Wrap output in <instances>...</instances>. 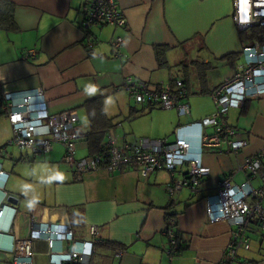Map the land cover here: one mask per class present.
I'll use <instances>...</instances> for the list:
<instances>
[{"label": "crops", "instance_id": "0c3cea01", "mask_svg": "<svg viewBox=\"0 0 264 264\" xmlns=\"http://www.w3.org/2000/svg\"><path fill=\"white\" fill-rule=\"evenodd\" d=\"M11 1L16 27L0 28V106L5 94L19 98L39 87L42 94L32 100L45 103L49 112L74 109L76 145L86 150L76 151L78 158L87 157L85 105L92 99H101L113 124L104 142L108 133L129 143L139 137L173 141L177 135L196 151L197 134L212 130L198 124L215 110L210 91L233 73L242 59V47L253 41L252 36L250 41L242 37L232 19L233 0H117L126 27L101 24L86 31L79 25L84 15L81 0ZM117 34L124 41L115 57L110 40ZM88 35L94 38L91 48L85 45ZM157 46L166 47L167 66L159 65ZM28 50L34 52L26 57ZM233 54L235 58L226 57ZM126 77L152 88L181 79L188 90L184 102L189 114L136 103L124 87ZM242 104L231 107L225 116L246 145L234 152L225 146L203 149L201 160L209 173L196 193L182 188L169 194L166 184L171 176L165 170H156L147 179L133 169L110 173L101 168L78 174L73 166L63 164L64 150L58 143L42 159L32 160L42 163L37 172L6 170L1 162L6 174L0 175V204L7 205L0 218V260L11 264V235L28 237V221L33 217L41 224L70 226L79 241L98 240L89 264H222L233 227L226 220L210 222L205 198L215 194L223 177L243 182L245 172L239 164L258 153L261 166L251 183L264 185V96ZM8 157L14 158L11 153ZM185 170V164L177 166L174 176ZM10 195L16 203L8 201ZM258 224L256 220L248 224V247L235 249L234 264H264V230ZM92 225L97 227L95 236ZM169 229L180 242L171 257L166 253L171 246ZM99 241H109L113 248ZM31 243L33 264L57 259L58 255L46 254L43 239ZM57 245L67 248L65 243Z\"/></svg>", "mask_w": 264, "mask_h": 264}, {"label": "built area", "instance_id": "2783aa9c", "mask_svg": "<svg viewBox=\"0 0 264 264\" xmlns=\"http://www.w3.org/2000/svg\"><path fill=\"white\" fill-rule=\"evenodd\" d=\"M83 20L79 25L86 31L93 25L107 24L115 28H125L127 25L117 0H81ZM233 17L236 27L242 31L256 26H264V0H233ZM123 37L114 35L110 40L113 55L118 57ZM94 38L87 36L85 45L91 48ZM28 50L26 57L33 54ZM242 59L230 75L224 77L216 85L210 96L215 110L212 114L202 116L198 124L202 128H211V132L202 130L197 134V150L191 149L190 143L184 137L150 139L139 137L133 143L120 142L113 133H108L105 146L107 155L77 157L76 142L78 131L75 121L77 114L74 109L60 112H49L46 104L32 100L35 95L42 94L37 87L32 91L24 92L19 98L5 94L4 103L0 111L8 119L12 130V137L8 143L20 148H30L33 152H49L53 144L58 143L64 150L63 161L75 169L78 174L101 169L107 172L133 169L141 178L147 179L156 170H165L171 176L166 184L169 194L182 188L196 193L201 188L204 177L209 173L208 167L201 160L203 149L213 150L226 147L227 151H238L246 145L240 138L238 129L226 122L228 110L231 107H240L248 98L264 96V43L257 40L242 47ZM25 57V58H26ZM171 85L164 84L152 88L144 81L132 80L126 77L124 87L138 104L157 106L162 109H175L178 115L189 114V106L184 99L187 97V87L181 79H175ZM5 148V147H3ZM0 147V154L3 151ZM261 154L246 157L240 163V170L245 172V179L235 183L229 177H223L217 182L215 194L205 198L206 215L210 222L226 220L233 227L230 240L226 246L222 264H234L235 253L238 247H248L246 230L253 220H256L264 230V185L255 187L251 181L259 172ZM185 172L174 176L177 166L184 165ZM0 162V175H5ZM7 203L0 204V218L4 215ZM29 236L17 238L11 235V264H33L31 240L34 238L45 241L46 254L51 257L50 264H89L93 254L96 239L78 240L70 226L55 227L50 224H41L33 217L28 221ZM95 225L91 226L92 235L98 231ZM170 248L166 253L171 257L172 251L180 243L173 230H167ZM100 242V241H99ZM59 243H65L67 248L59 249ZM120 256V254H117Z\"/></svg>", "mask_w": 264, "mask_h": 264}, {"label": "trees", "instance_id": "16d2710c", "mask_svg": "<svg viewBox=\"0 0 264 264\" xmlns=\"http://www.w3.org/2000/svg\"><path fill=\"white\" fill-rule=\"evenodd\" d=\"M13 10L14 4H12L11 0H0V28L10 29L16 27L14 16L12 15ZM250 30L253 41L257 40L258 42L264 43V26L252 27ZM165 50L166 47L164 46L155 47L156 59H158V63L162 67L167 66L166 58H164ZM235 56V54L226 55L227 58H235ZM85 106L89 118V129L85 134H83L86 142L85 147L87 149V156L102 154L107 155V147L105 146L106 144L103 139L105 137V133L112 129V121L106 116L104 109H102L103 105L101 99L89 100L86 102ZM100 245L113 248L112 243H109V241L100 242Z\"/></svg>", "mask_w": 264, "mask_h": 264}, {"label": "rangeland", "instance_id": "374dc122", "mask_svg": "<svg viewBox=\"0 0 264 264\" xmlns=\"http://www.w3.org/2000/svg\"><path fill=\"white\" fill-rule=\"evenodd\" d=\"M241 35L242 37L244 36L245 39L247 41L251 40V30L250 29H245L241 31ZM134 101H132L133 103ZM124 124H129L130 122L123 120ZM145 123H141L139 124V126H143ZM10 137H12V130H11V126L8 123L7 117H5L4 114H0V147L3 145H5L6 149L5 152H3L4 154L0 156V162H3V167L6 170H10V168L15 169L16 171H19L23 174H30V173H34L37 172L38 168L41 166V162L40 161H35V160H40L42 159L44 156H46V153L43 152H36L33 153V150L30 148L24 147V148H20L16 145H14L13 143H8V141L11 139ZM78 144V143H77ZM79 145V144H78ZM76 145V147L78 146ZM82 147V146H81ZM77 147V152L80 154H84V152L86 151L83 147ZM9 153H11L13 155V159H10ZM21 157H24V159H22ZM21 158V159H19ZM35 158V162L33 163V159ZM19 159V160H17ZM16 160V161H15ZM63 164L68 165L67 163H65L63 161ZM99 252L102 253V251H105L106 254H108V252L105 249H102L101 247L97 248ZM94 261V260H93ZM0 264H9L8 261H4V260H0ZM94 264V262H93Z\"/></svg>", "mask_w": 264, "mask_h": 264}, {"label": "water", "instance_id": "95a60500", "mask_svg": "<svg viewBox=\"0 0 264 264\" xmlns=\"http://www.w3.org/2000/svg\"><path fill=\"white\" fill-rule=\"evenodd\" d=\"M7 199H8V201L11 202V203H16V201H17V198H15L14 196H11V195L8 196Z\"/></svg>", "mask_w": 264, "mask_h": 264}]
</instances>
